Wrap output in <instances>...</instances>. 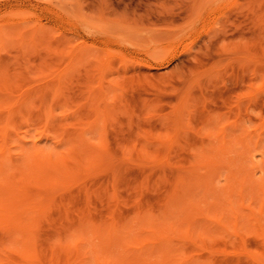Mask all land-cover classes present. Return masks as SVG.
Instances as JSON below:
<instances>
[{
    "label": "rangeland",
    "instance_id": "1",
    "mask_svg": "<svg viewBox=\"0 0 264 264\" xmlns=\"http://www.w3.org/2000/svg\"><path fill=\"white\" fill-rule=\"evenodd\" d=\"M13 101L10 138L69 149L75 179L27 187L43 212L30 241L0 224V264H80L72 237L85 231L84 253L93 228L136 239L148 216L175 233L173 264H264V0H0V105ZM235 121L228 151L202 153Z\"/></svg>",
    "mask_w": 264,
    "mask_h": 264
},
{
    "label": "bare ground",
    "instance_id": "2",
    "mask_svg": "<svg viewBox=\"0 0 264 264\" xmlns=\"http://www.w3.org/2000/svg\"><path fill=\"white\" fill-rule=\"evenodd\" d=\"M154 61H156V62H163L164 61V57L163 56H159V55L154 56ZM17 101H13L12 103L5 104V105H2V106L0 105V108H6L7 107L4 110L9 109L7 115H10L11 113H9V111L10 112H13V111L10 110V108L8 106L10 104H11V106H12V104L14 106L17 103ZM11 109H12V107H11ZM9 117H7L8 120L6 118L5 121L2 122V125H0V224L3 225V226H6V227L12 228V229L20 230L21 233L23 234V236L25 237V239L27 241H30V239H31L30 238L31 230L35 227V225L37 223V218L43 212V209H42V198H40L37 195H31L28 192L27 187L29 185H41V186H44V185H57V184L58 185L59 184L60 185L61 184L63 185L65 182L68 183V181L70 182L71 179L73 180L74 175H75L74 174L75 171H72V174H73L72 175L70 168L66 165V162H67L66 160L69 159V155H70L69 153H71L69 151V149H66L63 152L57 153L56 155L52 156V154H49L50 152L49 153L48 152L45 153L43 150H40V148L38 149L36 147V145L35 146L33 145V142H36V140L33 141L34 138H37L38 137V136L37 137H34V134H32L33 136L30 135V137L33 138L31 143H32V145L34 147L32 145H31L32 147L31 146L30 147L27 146L25 140H27L26 138H29L30 139V137L28 136L29 135L28 133H27L28 135L26 134V132H25V135H27V136H25L26 138L25 137H21V135H19L17 137H14V138H16L15 140H14L13 137L11 139L10 136H9V132H10V129H11L12 126H11V123H9V119H10V122H11V117L10 118ZM213 120L215 121V119H213ZM217 121L218 122H222V121H220V119H218ZM175 123L176 124H179L180 123V119L177 118V120H176ZM233 123H231L233 127L231 126L230 123L227 124V122H226L227 125L225 124L224 127H222L223 126L222 125L221 126L222 128L220 127L221 128V131L218 130L220 132L219 139H217L218 140L217 141L218 142V145L216 147H214V148L211 147V149H208V148L205 149V147H203L204 148V151L201 150L202 153L204 152V154H207V153H211V151L213 152L214 150L215 151L216 150L217 151L219 150L221 152H224L225 150H227L229 148L228 145L230 146L231 139L230 140H227V137L229 136V133H228V136H227L226 130L228 128V131L227 132H230L229 130L232 129V128H235V125L237 126V128L239 126L238 125L239 122H236L237 124H233ZM218 126H220V125H218ZM43 133H45L44 130H43ZM233 134H235V131L233 132ZM172 139H174V137ZM21 141H24V143H25L24 146H23L24 143L21 142ZM30 141H31V139H30ZM11 143H12V147L14 145L13 150H16L18 148L17 151H22L21 153L20 152H18V153L19 154H22L24 156V159H23V156H21V155H19L17 153L19 155V156L17 155L18 157H22L20 159L25 160V157L27 158V160H28L29 163H28V165H24L25 169H24V167L17 165L18 162H19V164L21 163L20 162L21 161L20 159H19V161L16 164L14 163V165H13L16 168V169L13 168V169H15V171L12 170V168H9V166L13 164V162L11 163V160L8 159L9 158L8 155H10L11 152H13L12 148L10 147L11 146L10 145ZM87 145H89V144H87ZM25 146L26 147H29V149L27 148L28 151H27V149H26ZM97 147H95L96 149H94V150H97ZM31 148H32V150L29 151ZM86 148H84V149H86ZM50 149H51V147H50ZM88 151H89V148H88ZM92 151H93V149H92ZM100 151H102V150H98V152H100ZM86 154H88V153H86ZM213 154H215V153H213ZM89 155H90V153H89ZM203 155H201V156L202 157H205V155L204 156ZM12 160H15V159L13 158ZM27 160H25V161H27ZM197 160H198V158H197ZM200 160H198V161H200V162L206 161V160L202 161V159H200ZM8 163L9 164L11 163V164L8 165ZM25 163H23V164H25ZM204 166H202V167H204ZM10 167H12V166H10ZM17 168H19V169H17ZM7 169H9L11 172H13V171L15 173L18 172L16 174H19L20 173L19 174L20 176L19 177L16 176L17 177L16 178L14 176L15 175L14 174L13 175L14 178L12 179L13 176L12 177L9 176L10 174L12 175V173L10 172V174H9V171L7 172ZM70 174H71L72 177L70 176ZM194 175H197V179H199V181H200V179L202 180L201 177L204 176V175H202V176L201 175H198V173L197 174L194 173ZM198 176H201V177L198 178ZM205 177H207V176H204V178ZM232 177H234V176H232ZM15 178L17 180H15ZM207 180H208V178H207ZM208 181L210 182V180H208ZM239 185H240V183H239ZM258 185L259 184H257V186ZM232 189H234V186L232 187ZM241 190H242V188H241ZM241 190L239 191L240 192V195L243 193L242 192L243 190L242 191ZM232 191H234V190H232ZM224 193L225 194L226 193H230V191L229 192L227 191V192H224ZM262 194H264V193H262ZM177 196L179 197V195H177ZM229 197H231V195H229ZM189 198H191V197H189ZM185 199H187V198L185 197ZM190 200H192V199H190ZM190 200L187 199V201L189 203L188 204L189 205L188 207H192L193 206L197 210V206H196L197 204L195 205L196 202L194 200H192L191 201L192 203H190L189 202ZM178 201H180V199H178L177 202ZM187 201H185V202H187ZM226 203L229 204V205H231L229 202H226ZM185 204L187 205V203H185ZM184 205H182V206H184ZM198 206H199V204H198ZM194 208H193V212L194 211L197 212V213L199 211H200V213H201V211L204 212L201 208H199L201 210L198 209L197 211ZM189 210H190V208H189ZM169 213L171 214V212H169ZM170 214H168V215H170ZM201 214H203V213H201ZM144 217H147V216H144ZM205 217H208V215H206ZM148 218L150 219L151 217L148 216L147 219H144V220H142V218H141L142 221L141 220L140 221H141V224L142 225L140 223H138L142 227L143 226L146 227L148 225V227H146V229H148V230L145 229V232H143L144 235H142V230H141L140 231L141 233H139V235H138L139 237L136 238V239H133V237L135 236L134 234H133L134 236L131 237L132 231H130L131 227L128 228L129 225H128V227H125V225H124V227L122 225H120V228H122L121 230H120V228L118 226H117L118 228H116L118 230H116L114 228V227H116V225L114 223H112V224H114V226L113 225L108 226V227L103 226L104 228L103 227H99V228L97 227L100 230H98L96 228H93V226H92L93 232H91L90 235L91 236L93 235L94 237L96 235V237H95L94 240H96L97 238H99L98 241L100 239L101 240L104 239L105 242L104 241H101V240L99 242L97 241L98 243H101V244L94 245L95 244L94 243V244H92L93 246L92 245L91 246L92 247L97 246V248L96 247H95L96 249H94V248L91 249L90 248L91 250L89 249V251H87L89 254H91L90 251L93 254L92 255L93 256V259H90V260H93V261H91V262H93L91 264H106V259L107 258H111L115 262H118L119 264H138V263L140 264V263H142V262H136L135 260L134 261H128V260H132L131 259L132 256H135L136 257L135 259H139V258L142 259L143 257H145V261L142 264H153V263L155 264V261L148 260V257H149V255H151L153 258H156V259L151 258V260H156L157 261L158 256H159V258L161 257L160 256L161 255V252H159V253L157 252V254H156V251H162V253L164 252L163 254H166L164 256H166L167 259L170 257L166 261H165L166 258L163 257V256L160 259L158 258V260H160V261H157V262H159L160 264L161 263L164 264L162 261H164V262L169 261L170 263L173 264V262H172L173 260H174L175 263H177L176 261L180 260V258L182 260V257H184L183 254H178L179 251L177 250L178 253L175 252L176 249L174 248L175 250H172V251L174 252V255H176V256L179 255V256H177V258H179L180 255H183V256H181L177 260V258L174 259V257H173L174 255H173V253L171 251V248L173 249V246L171 247L172 244L170 245L169 242H171V240L173 242V238L171 239V237H174L175 236V233H173V232H172L173 234L170 233V230L166 228L167 227L166 224H165L166 225L165 227H163L164 224H161L162 226L159 225V223L158 224H153V222L151 223ZM141 226H139V227H141ZM156 226L157 227L158 226H161L160 227L161 229L158 230L156 228ZM92 228L90 227V229H92ZM101 228H103V229H101ZM125 228H126V232H122V230L125 229ZM172 228H171V230H172ZM90 229H88L89 232H90ZM94 229H96V230H94ZM135 231L136 230H134V232ZM84 232L85 231H82L81 234H83ZM137 232H135V233H137ZM81 234L79 233L80 236L79 235L78 236L76 235L74 237L71 236L72 237L71 238V241L69 242V244L67 246H65V248L68 249L69 251L70 250L71 251H74L75 252V255H76V260H78L80 264H85L87 262L86 261L87 259H86L85 255L88 254V253L87 252L84 253L82 251V249H81V243L83 242L82 237H81L83 235H81ZM140 234L142 236H140ZM170 234L173 235V236H170ZM127 235L130 236V238ZM136 237H137V235H136ZM92 240H93V238H92ZM114 248L116 249V254H118L117 252H120L118 255L115 254V256H114V252H115L114 251L115 250ZM120 248L123 249V252L122 253H127V251H130V252H133V255H132V253H129L128 252L129 254H127V255H130L131 254V256L129 258H127L128 260H126V257L124 259L121 258V256L124 257V255L121 254V251H118V249L121 250ZM111 249H113V251H111ZM124 251H126V252H124ZM154 252H155V255H154ZM170 253H172V254H170ZM119 255H120V258L118 257ZM163 258H165V259L163 260ZM146 259H147V262H146ZM170 259H171V261H170ZM185 259L186 258H184V260ZM143 260H144V258H143ZM169 262H167V263H169ZM87 264H88V262H87Z\"/></svg>",
    "mask_w": 264,
    "mask_h": 264
}]
</instances>
